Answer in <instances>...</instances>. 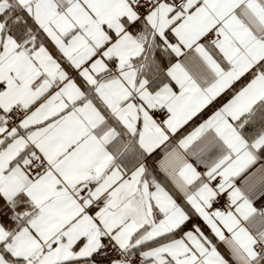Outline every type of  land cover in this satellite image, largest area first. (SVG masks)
Listing matches in <instances>:
<instances>
[{
  "label": "snow or ice",
  "instance_id": "obj_1",
  "mask_svg": "<svg viewBox=\"0 0 264 264\" xmlns=\"http://www.w3.org/2000/svg\"><path fill=\"white\" fill-rule=\"evenodd\" d=\"M247 81L264 91V0H0V264H193L114 186L166 142L187 184L226 177L172 141L175 105Z\"/></svg>",
  "mask_w": 264,
  "mask_h": 264
},
{
  "label": "crops",
  "instance_id": "obj_2",
  "mask_svg": "<svg viewBox=\"0 0 264 264\" xmlns=\"http://www.w3.org/2000/svg\"><path fill=\"white\" fill-rule=\"evenodd\" d=\"M250 83L239 85L183 131L192 118L233 85L185 93L176 102L178 126L172 141L195 135L196 150L212 159L226 158L229 169L226 177L221 175L222 181L216 187H212L206 177L187 184L172 165L161 166L168 142L160 145L162 152L156 160L157 167L182 196L188 209L179 205L164 185L150 184V180L142 176V162L128 171L121 169V178L114 186L123 185L120 194L124 202L130 204L134 214L144 221L139 229L141 234L154 229L160 234L173 230L187 219L188 212H193L199 222L164 240L166 243L182 242L189 249L185 258H196L193 264H264V128L251 138L240 129L255 104L264 102V91L249 89ZM174 92L180 96L178 89ZM169 119H172V112L168 110L163 121ZM223 191L234 201L233 208L222 213L211 212L209 200ZM217 243L233 262L224 257Z\"/></svg>",
  "mask_w": 264,
  "mask_h": 264
},
{
  "label": "trees",
  "instance_id": "obj_3",
  "mask_svg": "<svg viewBox=\"0 0 264 264\" xmlns=\"http://www.w3.org/2000/svg\"><path fill=\"white\" fill-rule=\"evenodd\" d=\"M242 83L236 82L227 89L223 94H221L217 99L207 105L203 110L200 111L198 115H196L192 120H190L181 131H183L188 125L194 123L201 117L205 116L211 109H213L217 104H219L223 99L228 97V95L234 91L239 85ZM248 118L241 125L240 129L243 134L249 138H251L255 133L264 128V102L259 101L255 104L252 110L247 114ZM162 152V147H157L150 154L145 153L142 149L138 151V153L130 155L125 162L122 163L121 169L123 171H128L135 167L138 163H143V171L142 176L150 180V184H154L156 182L164 185L175 197L176 202L183 206L185 209L187 208V204L183 200L182 196L176 191L170 181L159 171L157 167L156 160ZM195 222H199L198 217L193 212H188L187 219L179 225L177 228L173 230H169L165 233L160 234V236L156 237L157 240H167L175 235L181 233L184 229L188 227H192ZM219 249L223 253L224 257L229 261L233 262L229 254L225 249L221 247L219 243H217Z\"/></svg>",
  "mask_w": 264,
  "mask_h": 264
},
{
  "label": "built area",
  "instance_id": "obj_4",
  "mask_svg": "<svg viewBox=\"0 0 264 264\" xmlns=\"http://www.w3.org/2000/svg\"><path fill=\"white\" fill-rule=\"evenodd\" d=\"M163 115H161L159 112L156 113V116L159 117L160 121H163L165 116L168 114V109L166 106L161 110ZM206 181L212 186L216 187L218 186L222 181V176H215L213 177H206ZM234 206V201L230 197V195L227 192H217L210 200L208 204V208L211 212L214 213H222L227 210H231Z\"/></svg>",
  "mask_w": 264,
  "mask_h": 264
}]
</instances>
